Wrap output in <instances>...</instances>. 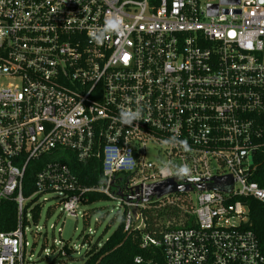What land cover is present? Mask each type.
<instances>
[{
  "label": "built area",
  "instance_id": "2783aa9c",
  "mask_svg": "<svg viewBox=\"0 0 264 264\" xmlns=\"http://www.w3.org/2000/svg\"><path fill=\"white\" fill-rule=\"evenodd\" d=\"M106 16L125 31L98 46ZM71 155L99 161V182L82 183ZM225 178L230 191L208 189ZM169 180L192 191L145 201ZM92 194L118 201L127 234L150 202L187 196L178 224L142 233L149 254L133 264H264L251 220L253 201L264 209V0H0V206H15L0 264H35L27 234L51 198L78 217Z\"/></svg>",
  "mask_w": 264,
  "mask_h": 264
},
{
  "label": "rangeland",
  "instance_id": "374dc122",
  "mask_svg": "<svg viewBox=\"0 0 264 264\" xmlns=\"http://www.w3.org/2000/svg\"><path fill=\"white\" fill-rule=\"evenodd\" d=\"M57 204L58 199L51 198L44 206L38 223L32 226L33 232L27 234L31 263L62 264L64 261L67 264H84L86 249L95 244L101 248L121 222L122 207L112 199L78 206V217L64 212L63 207ZM60 241L74 249L68 257L58 254Z\"/></svg>",
  "mask_w": 264,
  "mask_h": 264
},
{
  "label": "trees",
  "instance_id": "16d2710c",
  "mask_svg": "<svg viewBox=\"0 0 264 264\" xmlns=\"http://www.w3.org/2000/svg\"><path fill=\"white\" fill-rule=\"evenodd\" d=\"M68 164L82 183L90 185L99 182L101 175V164L99 161L93 160L88 163H80L73 157V160L68 162ZM28 183H32L30 178L28 179ZM103 198L99 194L89 196L90 202H95ZM179 204L180 206L172 207L164 206L160 201L150 202L144 210L145 229L130 234L123 232L125 218L122 217L118 228L105 244L98 249L97 244L93 246L88 264H133L135 258L148 255L149 251L143 250L140 247L142 233L150 234L153 238L158 239L168 227L178 224L183 218V213L180 208L183 205H187V196H181ZM251 207V220L254 230L261 233V228L264 226V209L257 201H253ZM14 214L15 206L13 204L3 203L0 206L1 231H8L14 228Z\"/></svg>",
  "mask_w": 264,
  "mask_h": 264
},
{
  "label": "clouds",
  "instance_id": "9594fccd",
  "mask_svg": "<svg viewBox=\"0 0 264 264\" xmlns=\"http://www.w3.org/2000/svg\"><path fill=\"white\" fill-rule=\"evenodd\" d=\"M125 29L122 25V22L118 16L113 17H105L104 24L101 27L94 28L90 33L91 41L96 45H101L105 39L108 38L110 34L122 35ZM119 122L121 125H133L135 121H139L141 119L140 110L137 109L135 111H127L122 110L119 113ZM178 141L175 137L165 139L162 141L163 144L174 145ZM162 169L167 172L170 169L174 171V175L176 177H183L189 172V169L186 165H169L166 162H162Z\"/></svg>",
  "mask_w": 264,
  "mask_h": 264
},
{
  "label": "water",
  "instance_id": "95a60500",
  "mask_svg": "<svg viewBox=\"0 0 264 264\" xmlns=\"http://www.w3.org/2000/svg\"><path fill=\"white\" fill-rule=\"evenodd\" d=\"M238 2V0H235ZM233 187V182L230 178L218 179L215 183L210 184L208 186L209 190H221V191H230ZM201 191L204 190V187H199ZM191 188L188 186H179L172 180L165 181L163 183H159L153 186H150L147 191V199L148 202L151 198L157 197L161 198L166 195H171L175 193H189L191 192Z\"/></svg>",
  "mask_w": 264,
  "mask_h": 264
}]
</instances>
